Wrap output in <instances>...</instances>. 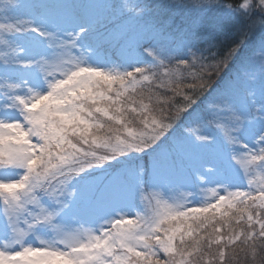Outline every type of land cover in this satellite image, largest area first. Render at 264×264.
Masks as SVG:
<instances>
[{
  "label": "snow or ice",
  "instance_id": "snow-or-ice-1",
  "mask_svg": "<svg viewBox=\"0 0 264 264\" xmlns=\"http://www.w3.org/2000/svg\"><path fill=\"white\" fill-rule=\"evenodd\" d=\"M0 264H264V0H0Z\"/></svg>",
  "mask_w": 264,
  "mask_h": 264
},
{
  "label": "rangeland",
  "instance_id": "rangeland-1",
  "mask_svg": "<svg viewBox=\"0 0 264 264\" xmlns=\"http://www.w3.org/2000/svg\"><path fill=\"white\" fill-rule=\"evenodd\" d=\"M183 2L188 3V2H190V0H183ZM254 39H255V38H254Z\"/></svg>",
  "mask_w": 264,
  "mask_h": 264
}]
</instances>
